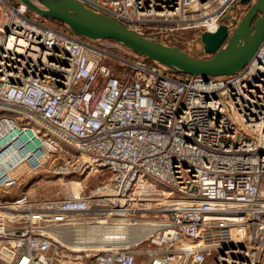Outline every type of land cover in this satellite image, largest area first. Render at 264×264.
<instances>
[{
	"label": "built area",
	"instance_id": "obj_1",
	"mask_svg": "<svg viewBox=\"0 0 264 264\" xmlns=\"http://www.w3.org/2000/svg\"><path fill=\"white\" fill-rule=\"evenodd\" d=\"M76 1L164 44L179 31L214 33L244 7ZM73 176L101 181L35 197L34 178ZM81 244L90 247L70 248ZM58 259L264 264V39L233 75L172 76L0 0V264Z\"/></svg>",
	"mask_w": 264,
	"mask_h": 264
},
{
	"label": "water",
	"instance_id": "obj_2",
	"mask_svg": "<svg viewBox=\"0 0 264 264\" xmlns=\"http://www.w3.org/2000/svg\"><path fill=\"white\" fill-rule=\"evenodd\" d=\"M18 1L47 20L61 22L76 37L116 42L175 75L203 78L233 75L248 63L264 39V0H239L241 6L247 7L240 19L226 14L217 31L200 33L187 53L160 42L158 34L149 38L139 36L76 0ZM190 9L195 11V6ZM172 40V36L165 39L166 42Z\"/></svg>",
	"mask_w": 264,
	"mask_h": 264
},
{
	"label": "rangeland",
	"instance_id": "obj_3",
	"mask_svg": "<svg viewBox=\"0 0 264 264\" xmlns=\"http://www.w3.org/2000/svg\"><path fill=\"white\" fill-rule=\"evenodd\" d=\"M247 7L244 6L242 9H241V12H240V16L238 17V20L240 19V17L245 13ZM177 33H180V34H190L191 37H192V40L188 41V42H182V46L185 48H187L188 46L191 45L192 41L198 37L199 35V32H195V31H179ZM163 41V40H162ZM163 43V42H162ZM114 56L116 57H120L119 55L115 54ZM108 64H117L115 63L113 60H111L110 62L108 61L107 62ZM82 176H73V177H67L65 179L66 182H71V181H81ZM44 179V178H43ZM46 181V182H44ZM83 181L81 184L82 186H86L87 188H91L93 186H95L99 181H101L100 177H97V176H94V177H89V178H83ZM32 182H34L35 184V187H34V191H35V197L38 198V197H50V196H53V197H62L64 195V192L66 190L70 191V187L71 185L66 183V185L62 186L58 183V181L55 180V178H50L48 180H41L37 178H34L32 180ZM27 188V186H25L23 188V190H25ZM84 262L82 264H85L87 262V260H83ZM68 262V261H67ZM65 262L63 261H60L58 259V261H55L53 264H64ZM73 263V262H72ZM71 264V263H70Z\"/></svg>",
	"mask_w": 264,
	"mask_h": 264
},
{
	"label": "trees",
	"instance_id": "obj_4",
	"mask_svg": "<svg viewBox=\"0 0 264 264\" xmlns=\"http://www.w3.org/2000/svg\"><path fill=\"white\" fill-rule=\"evenodd\" d=\"M49 24L53 27H63V24L61 22H58V21H51V20H48ZM192 40V37L190 34H180V33H177V34H174L173 35V40L171 42H168L167 44L170 45V46H173V47H177L179 48L180 50L184 51V47L182 46V42H188ZM170 75L172 76H178V75H175L171 72H169Z\"/></svg>",
	"mask_w": 264,
	"mask_h": 264
},
{
	"label": "bare ground",
	"instance_id": "obj_5",
	"mask_svg": "<svg viewBox=\"0 0 264 264\" xmlns=\"http://www.w3.org/2000/svg\"><path fill=\"white\" fill-rule=\"evenodd\" d=\"M57 181V180H56ZM58 183L60 184V185H66V183H68V184H70L71 185V187L69 188L70 189V191L71 192H73L74 194L78 191V190H80V188H81V183H79V181L77 182V181H71L70 183L69 182H63V181H61V180H58ZM67 242V241H66ZM90 246H88V245H86V244H81V245H71L70 246V248H74V251L75 252H78V253H81V252H86L87 250H88V248H89ZM99 250L100 251H104L105 249H106V245H103V244H100L99 246ZM68 264V263H67Z\"/></svg>",
	"mask_w": 264,
	"mask_h": 264
}]
</instances>
